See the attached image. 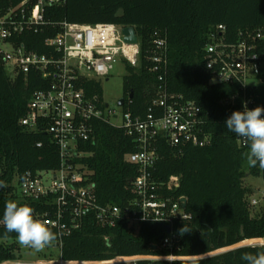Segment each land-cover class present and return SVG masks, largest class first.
Segmentation results:
<instances>
[{"label": "trees", "instance_id": "1", "mask_svg": "<svg viewBox=\"0 0 264 264\" xmlns=\"http://www.w3.org/2000/svg\"><path fill=\"white\" fill-rule=\"evenodd\" d=\"M47 20L50 26L29 41V48L41 54L46 53L44 41L55 37L60 32L59 25L65 22L136 29L140 40L138 63L133 67L126 62L124 98L127 103L133 95L129 103L131 112L142 117L155 94L156 78L149 71L148 60L153 36L158 31L166 33L170 90L210 112V131L214 134L213 144L204 149L186 147L180 153L164 142L160 145L154 178L163 182L172 176L180 177V188L171 194L188 201L189 218L173 226L176 248H162L167 233L160 224L145 223L135 234L127 222L103 228L90 217L81 230L63 239L61 259L104 262L118 257L148 256L176 260L135 264H246L242 259L244 253L264 251V246H248L210 256L246 241L264 240V206L257 216L252 215L255 210L248 199L253 190L245 186V180L261 176V171L258 166H248L243 156L248 150L240 149L235 134L219 123L224 112L219 101L231 97L237 89L209 85L211 77L200 70L205 48L218 26L226 28L232 42L241 32L264 33V0H66L64 6L49 11ZM48 87L49 82L34 71L27 77L12 79L0 56V180L7 184L0 188V264L22 258L16 234L7 233L5 238L2 216L6 203L27 204L35 210L34 215L48 209L45 200H22L10 186L14 175H37L60 167L58 149L51 138L45 132H31L20 125L28 114L33 93ZM83 87L87 94L103 99L101 82L88 81ZM94 137V141L81 146L85 153L82 162L92 174L100 204L123 207L134 199L129 182L138 176V168L128 157L137 152V146L125 131L103 121L95 123ZM184 224L192 231L181 236L179 229ZM57 242L58 238L53 245Z\"/></svg>", "mask_w": 264, "mask_h": 264}, {"label": "built area", "instance_id": "2", "mask_svg": "<svg viewBox=\"0 0 264 264\" xmlns=\"http://www.w3.org/2000/svg\"><path fill=\"white\" fill-rule=\"evenodd\" d=\"M65 3L66 0H0V56L8 75L17 79L34 71L49 82L47 89L33 93L28 114L20 125L31 132H45L57 147L60 158L57 170L37 175L15 174L10 186L22 200L46 201L47 211L35 217L57 232L56 246L60 250L63 239L81 230L90 217L103 228L127 222L133 232L135 228L139 232L145 223L170 227L171 232L163 240L162 248L173 250L177 240L173 226L188 219L189 215L183 208V200L187 199L171 194L180 188V177L172 176L163 182L154 178L160 145L164 142L180 153L186 147H210L214 142V134L210 131L211 113L183 94L171 92L168 38L166 33L159 31L154 33L148 58L149 71L156 78L155 94L144 117L132 114L130 99L121 108L119 117L107 108L104 96L101 99L97 94H87L84 84L102 79L108 81L118 63L125 67L126 62L137 66L140 40L138 45L126 44L123 30L127 27L124 26L65 22L59 25L60 32L55 37L44 41L46 53L31 50V37L50 26L49 11ZM261 42L264 43L262 32H241L232 42L226 35V28L218 26L206 46L200 70L211 77L209 85H230L237 89L234 95L219 101V107L224 109L219 123L225 124L233 111H243L245 104L249 109L264 107V48ZM128 48L136 49L134 61ZM100 121L125 131L137 146V152L128 157L138 168V176L129 182L134 199L123 207L100 204L92 174L82 162L85 153L81 146L94 141L95 123ZM235 136L237 146L248 150L244 139ZM37 146L41 148L42 144ZM258 169L264 182V170L259 166ZM50 176L51 179H47ZM248 202L254 210L263 207L264 191L253 190ZM249 246H264V240ZM175 260L174 257L138 256L104 262H69L60 258L51 264H135Z\"/></svg>", "mask_w": 264, "mask_h": 264}, {"label": "clouds", "instance_id": "3", "mask_svg": "<svg viewBox=\"0 0 264 264\" xmlns=\"http://www.w3.org/2000/svg\"><path fill=\"white\" fill-rule=\"evenodd\" d=\"M225 126L228 131L244 139L248 151L243 153V156L248 166L258 165L264 170V107L249 109L245 104L243 111L232 112L226 119ZM5 187L7 184L0 180V188ZM34 212L35 210L27 204L8 201L3 211L2 223L6 229L5 238L7 233H15L16 242L21 247L40 252L52 246L58 237L51 226L35 217ZM191 231L184 224L179 229V234L183 236ZM242 259L246 264H264V251L246 252Z\"/></svg>", "mask_w": 264, "mask_h": 264}, {"label": "rangeland", "instance_id": "4", "mask_svg": "<svg viewBox=\"0 0 264 264\" xmlns=\"http://www.w3.org/2000/svg\"><path fill=\"white\" fill-rule=\"evenodd\" d=\"M127 75V69L122 63H118L115 67V71L109 77V80L102 79V87H103V96L104 101L107 105H109L110 109L116 113L117 116L122 115V109L118 106L119 100L124 98V78ZM115 124L118 122L113 121ZM118 124V123H117ZM47 179H51V176ZM245 186L252 190H259L260 193L264 191V182L261 176L254 177L249 176L245 180ZM260 213L259 209H256L252 212L253 216H257ZM135 234H137L138 229H134ZM240 245V244H239ZM239 245L231 248L235 249L240 247ZM20 248V255H21V264H51L53 262L58 261L61 258L60 249L56 246H50L44 249L43 251L36 252L33 249L21 247ZM242 247V246H241ZM229 249V250H231ZM226 250V251H229ZM225 250L219 251L216 253L211 254L210 256L220 254L226 252Z\"/></svg>", "mask_w": 264, "mask_h": 264}, {"label": "water", "instance_id": "5", "mask_svg": "<svg viewBox=\"0 0 264 264\" xmlns=\"http://www.w3.org/2000/svg\"><path fill=\"white\" fill-rule=\"evenodd\" d=\"M123 35L125 37L124 41L126 44H129V45H138L139 44V38H138L137 31L135 28H132V27L125 28L123 30ZM132 98H133V95L131 94L129 99L131 100ZM125 101H126L125 98L119 100L118 106L120 108H122L125 104ZM108 107H109V105H107V108ZM186 206H187V200H183V208H186ZM165 231L167 234H170V232H171L170 227H165ZM153 249L156 250L157 247L153 246ZM231 250H233V249H231Z\"/></svg>", "mask_w": 264, "mask_h": 264}, {"label": "bare ground", "instance_id": "6", "mask_svg": "<svg viewBox=\"0 0 264 264\" xmlns=\"http://www.w3.org/2000/svg\"><path fill=\"white\" fill-rule=\"evenodd\" d=\"M128 50H130L131 51V53H130V56L133 58L134 56H133V53L135 52V48H128ZM133 61H134V58H133ZM258 240H251V241H246V242H244V243H242V244H240L239 246L241 247V246H249V245H253V244H255L256 242H257ZM227 250H229V249H227ZM226 251V250H225Z\"/></svg>", "mask_w": 264, "mask_h": 264}]
</instances>
